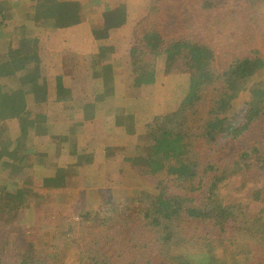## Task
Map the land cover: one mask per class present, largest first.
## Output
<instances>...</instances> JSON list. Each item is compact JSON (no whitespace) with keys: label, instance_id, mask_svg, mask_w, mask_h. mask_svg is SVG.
Returning <instances> with one entry per match:
<instances>
[{"label":"trees","instance_id":"obj_1","mask_svg":"<svg viewBox=\"0 0 264 264\" xmlns=\"http://www.w3.org/2000/svg\"><path fill=\"white\" fill-rule=\"evenodd\" d=\"M221 1L226 5L224 10H236L249 20L257 18L264 23V0ZM211 3L213 0H178L177 6L183 13L181 16H186L188 11L197 8H211ZM29 4L32 9L35 0ZM105 14L111 15L109 11ZM63 15L62 22L53 18L38 26L44 25L42 35L47 34L50 47L56 50L68 47L69 30L53 29L77 24L81 17L80 5L72 3ZM172 18L159 6H149L148 13L142 15L138 24L142 39L136 38L128 47L120 46L127 49L123 52L125 59L137 73L131 76L133 89L140 88L142 76V82L161 81L162 87L167 85V79L175 73L158 80L156 63L160 62L159 57L166 58L171 48H183L188 59L181 62L189 73L166 95L170 108L159 111L160 114L132 132L141 136L136 153H133L135 157L129 153L125 157V151L121 153V150L108 148L114 149L113 154L122 158L121 171H112L109 176L114 177L112 182L119 191L112 189L113 193L106 186V196L98 204L89 195L97 193L101 187H94L95 191L83 188L74 192L73 187L66 186L70 178H84L87 171L80 170L79 166L91 165L86 162L97 152L96 148L90 150L86 131L78 130L87 125L93 114L98 115L94 96H102V88L99 91L94 88L95 93L88 94L92 83L89 78H94L95 74L76 81V70L66 72L63 59L58 55L46 59L35 50L29 57L26 73H8L7 62V70L0 64V125L12 124V128L3 134L5 140L0 141V222H7L12 213L16 216L20 211L23 213L28 195L41 196L36 183L39 177L55 178L56 181L60 178L54 187L49 185L40 191H45L49 197H59L61 201L65 195L60 192L69 198L77 196L78 203H88L91 199L95 205L87 215L102 228L111 227L120 233L119 230L131 225L134 230H141L139 239L131 238L129 230L124 234V241H130L131 245L121 246V256L123 260H130V264H264V207L260 205L263 211L259 215H255L253 207L243 209L240 193L244 196L246 190L234 188L239 184L242 187L248 177L264 176V80L258 76L264 65L263 52L256 47L236 51L239 34L251 36L248 28L227 31L229 45L235 47L229 52L220 49L213 37L210 44L197 37H192L190 42L184 36L185 32L180 33L181 29L175 27L174 36L166 40ZM0 25H6L4 29L0 27L2 36L3 31L14 24L0 14ZM148 36L157 42L156 47L146 41ZM253 42L254 39L247 45L254 46ZM80 48L77 55L86 51L84 46L77 50ZM23 51L19 52L23 54ZM101 83L106 87L111 85L108 81ZM114 84L118 86V82ZM239 101L242 102L240 106ZM134 113L118 111L126 127L134 119ZM102 114L104 117L109 115L107 111ZM34 137L37 141L31 142ZM171 137L180 140L172 148L173 153L164 155L165 163L158 169L151 167L150 156L155 148ZM76 138L78 143H70ZM81 139L82 149L79 148ZM72 144H76L74 149L69 147ZM81 151L83 159L80 160ZM52 161L58 163L53 166ZM150 181L156 187H152V192L149 191L152 194L145 198L142 186ZM11 185L17 188L8 198ZM128 187L133 188L128 190ZM80 191L87 195L78 196ZM133 196L136 198L132 199ZM86 208L84 206L82 210ZM249 211L253 220L249 219ZM115 245L119 246L113 244L112 248ZM153 245L161 253L162 263L152 255ZM52 246V259L45 258L41 260L42 264H57L63 255L70 264L73 261L84 264L87 254L79 238L72 239L64 233L63 238L54 241ZM91 247L93 256L89 264H115L111 257L107 259L106 250L98 245V240L93 241ZM68 248H72L71 252ZM21 251L23 246L17 245L11 255L13 264H32L35 257L27 253L21 255ZM114 254V258L119 257ZM0 264H9L4 254H0Z\"/></svg>","mask_w":264,"mask_h":264},{"label":"rangeland","instance_id":"obj_2","mask_svg":"<svg viewBox=\"0 0 264 264\" xmlns=\"http://www.w3.org/2000/svg\"><path fill=\"white\" fill-rule=\"evenodd\" d=\"M35 1H42V3L45 2L46 6L52 7H44L42 4L39 5L35 2V11L32 18L34 22H37L40 25H42L44 21L36 19H39V15L43 12L48 13L50 10H53V14L57 15L59 12L63 13L67 7V4L65 3L66 0ZM177 1L178 0H104L103 3L101 2V6L91 8V2L83 0L80 4V10H84L85 15L82 14L79 22L72 27L61 26V28H68L66 30H69V37L67 39L68 47L64 50H56L50 47L49 41L46 38L47 34L43 37L42 34L44 32H41L44 31V25L38 29L33 27V32L27 35L31 38V47H28L27 43H21L18 45V40H11L7 49L2 47L3 45H0V64L3 65L5 70H7L5 61L7 62L10 69V71L7 70L8 73L11 71L16 72L17 75L26 73L29 70L30 65V62H28L29 57L33 55V50H35L38 53H41L42 56H45L46 59L51 55H58L63 59L62 66H64L66 72L68 70L71 71L72 69L76 70V81L81 80L84 76L87 77L94 73V78H89L92 79V83L88 87V89H90L88 94H94V88L97 91L102 88L104 93H107V89H109V95L101 94L102 96L97 100L99 103L96 105L99 109L106 107L103 109V112L107 111L109 117H104L102 114L98 119H95L98 115L93 114L95 118L91 116L87 125L85 124L82 128L78 129L83 133L86 131L87 137L90 140V150H95L93 148H96L97 150L96 154L92 155L89 161L86 162L88 164L91 163V165L87 166L86 164V166H79L80 170L84 169L87 171L83 179L75 180V178H70L66 182V186L73 187L74 192L83 188L89 191L94 190V187H101L102 189L96 191L97 193L93 194V192H91L89 195L97 204L102 202V199L106 196V186H108L113 193L114 191L112 189L119 191L116 183L112 182L114 177H109L112 171L119 172L123 167L122 158L115 156L113 150H121V153L125 151V157L128 153L134 156L133 153H136V146L140 142V135H134L132 132L135 128L137 129V127L144 126L153 116L158 113L160 114L159 111L164 112L166 109L170 108L166 100V95L170 90L172 91V89L175 88V83H180L189 73L188 68L183 67V62H181V60L186 61V59H188L185 57V53L182 52L183 48L177 49V47H175L169 50V54L166 58L159 57L158 60L160 62L156 63V77L158 80L159 78L167 79L169 77L168 74L175 73L172 77L167 79L166 86L162 87L161 84L163 82L161 81L155 83L142 82V76L140 80V88L135 87V89H133L131 87L133 83V77L131 78V76L132 73H136V71L133 65L129 63V60L125 59L123 52L127 51V49L124 47H128L127 45H129L130 42L135 41L136 38L138 40L142 39L138 24L142 15L148 13L149 6L157 5L160 9L165 10L167 16L170 14L173 16V18L169 20L170 28H168L166 40L171 38V36H174L172 31H174L173 28L175 27L181 29L180 33L185 32L184 36L186 39L190 40V42L193 40L192 37H197L205 44H210L213 37L216 39L213 42L219 44V46H221L220 49L229 52L234 51L233 49L235 48L234 46L229 45V30L231 32V30L235 29L240 31L248 28V33L251 36L243 35V33L239 34L240 38L236 41V43H238L236 51L240 49L238 51L239 53L241 49L249 50L256 47L263 52L264 59L263 21L261 22L257 18L255 20H249L242 16V14L236 12V10L233 12L230 10H224L226 5H224L221 0H213L211 8L209 9L207 6L204 9L197 8L198 11H188V15L181 16L183 13L180 12V8L177 6ZM217 2L219 4H217ZM17 3H20L22 6L18 7ZM28 3H31V1L26 4L24 0H8L7 2L1 0L0 4L2 6L0 8V14H2V16H7L10 23L12 21L13 24L20 23L22 20L21 15L29 14ZM106 6L110 8H107ZM96 9L97 14L94 12ZM114 10L116 11V14ZM105 11H109L111 15L105 14ZM217 11L220 12L216 13ZM22 24L33 26L28 16L23 19ZM184 24L187 28L182 26ZM5 26L6 25H0L3 29ZM253 39L254 46L253 44L247 45V42ZM23 41H26V38ZM146 41L150 45L156 47L155 45L157 42L153 37L148 36ZM121 44H123L124 47H120ZM188 44L191 46L190 43ZM81 46L86 47V51L77 55V51H80L81 48L79 50L77 49ZM186 47L188 46H185V48ZM20 49L22 51L25 50L23 51L25 53L21 54L20 52L22 51ZM180 52L183 53V58H181ZM178 69L180 70L178 71ZM258 76L264 80V65ZM101 81H108L111 85L106 87ZM95 82H97V84H94ZM115 82H118V86H115ZM108 97H111V99L107 100ZM86 100H89V97ZM239 102L240 106L242 102ZM119 110H124L129 113H134L135 111L134 119L131 120V123L128 124L127 127L120 119L121 115L118 114ZM88 111V114L92 112L90 108ZM108 118H110L109 122L108 120L106 121ZM126 120H129V118ZM11 128V122L0 125V141L5 140L3 134H5L6 129ZM160 140L161 139L159 138L158 141ZM34 141H37L36 137L31 140V142ZM179 141L180 140L171 137L168 138L166 143L162 146H157L155 152L150 156L151 167L158 169V167L165 163L164 155L169 156L170 153H173L172 148L178 145ZM75 142L78 143L77 138L70 143ZM81 143L82 139L79 143L80 149L83 147ZM73 145L76 144H72L69 147L74 149ZM109 147L114 149H108ZM104 156L107 159H105ZM112 156L115 157V160ZM79 157L80 160L83 159L82 151L80 152ZM54 163H58V161H52L53 166H55ZM59 179L60 178H57L56 181L55 178L52 179L46 177L44 179L39 177L36 180V183L40 190H42L49 185V187H54V184L57 183ZM52 181L55 182L52 183ZM152 183L153 182L150 181V184L142 186V189H145L142 191V194L145 195H143V197L147 198L152 194L150 193L152 192V187L153 189L156 187ZM231 184H233L232 186L234 187L233 181ZM243 184L246 185L243 186ZM16 188L15 185H11L8 188V198L12 197ZM132 188L133 187H128V190ZM234 188H243V191L246 190V193L243 192L244 196L240 193V198L243 197L241 199V207L243 209L253 207L251 209L254 211L255 215H259V213L263 211V208H261L260 205L262 204V207H264V176L258 174L255 177H248L246 183H242V187L239 184ZM40 190L37 191L41 195L40 197L27 196L28 200L26 204H23V213L20 211L18 216L12 213L7 222H0V254H4L6 263L9 262V264H13L14 261L11 255L15 251L17 245L23 246L21 255L27 253L28 255H33L35 257L34 260H32V264H42L41 260L45 258L51 260L53 256L52 243L61 240L65 233L72 239H80L82 248L84 249L85 254H87L83 261L84 264H89V260L93 256L90 254V251L92 252L91 246L95 240H98V245L103 246L102 248L106 250L107 259L111 257L110 260L115 262V264H130V260H123V257L121 256V246L131 245L130 241H124L126 238L124 234L129 230L131 232V238L134 237L139 239L142 237L139 235L141 233L140 229L134 230L133 227L129 225L126 226L125 229L119 230V233L114 231L111 227L102 228L101 224H96V222L92 220V217H88L87 215L90 209L94 207L93 205H95L91 199L88 200V203L85 201L78 203L77 196L69 198L66 193L60 192L65 195L63 197L64 200L61 201L59 200V197H49L45 195V191ZM257 193L262 196H259ZM79 195L80 197H85L87 194L85 192L81 193L80 191L78 193V196ZM135 198V196L132 197V199ZM108 201L109 199L106 203ZM84 206L87 208L82 210ZM120 214L121 213H119V217ZM248 216L250 217V220L254 219V216L250 211ZM117 243L119 246L116 247L115 245L112 248V245ZM71 250L72 248H68L69 252H71ZM127 250L128 249H126V251ZM109 251H112V253ZM151 251L152 255L162 263L161 253H159V250L154 245L151 248ZM109 253L111 256H109ZM114 253H117L119 257L115 256L114 258ZM64 258L65 255H63L57 264H70L68 259ZM74 262L75 261H73V264ZM17 264L24 263L18 262Z\"/></svg>","mask_w":264,"mask_h":264},{"label":"crops","instance_id":"obj_3","mask_svg":"<svg viewBox=\"0 0 264 264\" xmlns=\"http://www.w3.org/2000/svg\"><path fill=\"white\" fill-rule=\"evenodd\" d=\"M31 2L33 0H30ZM29 1V2H30ZM83 0H66L65 3L67 4L66 6L68 8H70L71 4H75L77 3L78 5H80L82 3ZM89 2H91V8H96L98 6H101V4L104 2V0H88ZM36 3H38L39 5L42 4V6L44 7H49V8H52L51 6H46L45 2L42 3V1H35ZM102 2V3H101ZM15 3V2H14ZM27 4V3H26ZM18 7H21L22 5L20 3H17ZM29 5V10L28 12H30L29 14H23L21 15V22L20 23H14V25L8 29H6L4 31V33H2V36H0V45H3L2 47H5L7 49V47H9L8 45L10 44L11 40H18V45H20L21 43H27V45L30 44V40L31 38L27 35H29L30 33L33 32V27H36L37 29L40 28L38 26H40V24H38L37 22H34L33 18H32V15H34V11H35V8L33 7L32 9H30V4L28 3ZM27 5V6H28ZM95 14H97V9L94 11ZM80 14H84V10H80ZM85 15V14H84ZM27 16L29 17V19L31 20V23L33 26L29 25V26H26L24 24H22L23 22V19L27 18ZM40 18L39 19H36V20H42L45 21L47 19H50L52 20L53 18H59L61 19V22H62V18H64L65 16L63 15V13L59 12L57 15L53 14V10H50L48 13L47 12H43L41 15H39ZM81 18V17H80ZM43 23V24H44ZM67 29V28H66ZM59 30H64L65 31V28H57V29H53V31H59ZM27 37V38H26ZM26 38V41H23L24 39ZM30 47H31V44H30ZM101 52V51H100ZM16 74V72H14ZM109 89H107V93H104L103 92V89L100 91V93L103 95V94H108L109 95ZM101 96L99 97H95L94 98V108L95 110L98 112V116L97 118H95V116H93L95 119H98L99 116H101L102 112H103V109L105 108H102V109H99L97 108V103H99L97 100L100 98ZM108 120V122L110 121V118L106 119V121ZM105 159H107L105 156H104ZM113 159V158H112ZM101 175V174H100Z\"/></svg>","mask_w":264,"mask_h":264}]
</instances>
